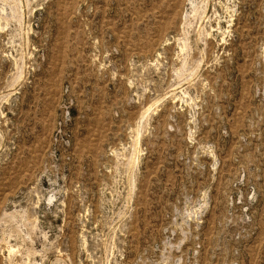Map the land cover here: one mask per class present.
<instances>
[{
  "label": "rangeland",
  "instance_id": "rangeland-1",
  "mask_svg": "<svg viewBox=\"0 0 264 264\" xmlns=\"http://www.w3.org/2000/svg\"><path fill=\"white\" fill-rule=\"evenodd\" d=\"M0 264H264V0H0Z\"/></svg>",
  "mask_w": 264,
  "mask_h": 264
}]
</instances>
